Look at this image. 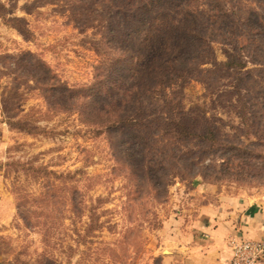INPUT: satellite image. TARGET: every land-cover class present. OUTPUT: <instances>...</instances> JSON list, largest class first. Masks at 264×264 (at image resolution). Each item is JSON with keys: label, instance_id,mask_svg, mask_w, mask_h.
Listing matches in <instances>:
<instances>
[{"label": "rangeland", "instance_id": "rangeland-1", "mask_svg": "<svg viewBox=\"0 0 264 264\" xmlns=\"http://www.w3.org/2000/svg\"><path fill=\"white\" fill-rule=\"evenodd\" d=\"M0 4L8 10L0 15L1 264H161L165 239L201 209L264 188V77L254 72L251 91L239 89L251 109L242 110L247 129L237 96L224 95L248 86L238 80L254 66L231 71L212 92L196 81L182 88L187 108L203 107L192 111L216 128L217 146L188 169L167 170L161 188L142 196L106 139L67 110L66 89L96 67L98 31L79 32L63 2ZM213 52L224 61L221 45ZM47 185L61 187L52 193L60 202L42 201Z\"/></svg>", "mask_w": 264, "mask_h": 264}, {"label": "trees", "instance_id": "trees-1", "mask_svg": "<svg viewBox=\"0 0 264 264\" xmlns=\"http://www.w3.org/2000/svg\"><path fill=\"white\" fill-rule=\"evenodd\" d=\"M53 1L65 4L79 32L99 33L90 48L99 57L96 67L88 82L66 89L67 110L106 139L118 157V172L124 169L136 194L156 192L167 170L188 169L190 158L217 146L216 128L192 111L203 107L187 108V83L212 92L231 71L254 66L238 80L248 86L239 83L235 92L224 93L237 96L239 110H251L238 95L240 88L251 91L254 72L264 77V0ZM7 12L0 4V15ZM215 45L224 50L223 62L215 59ZM240 115L247 129L246 111ZM60 188L47 185L42 201L60 202L52 194ZM90 217L96 224L97 217Z\"/></svg>", "mask_w": 264, "mask_h": 264}, {"label": "crops", "instance_id": "crops-1", "mask_svg": "<svg viewBox=\"0 0 264 264\" xmlns=\"http://www.w3.org/2000/svg\"><path fill=\"white\" fill-rule=\"evenodd\" d=\"M252 239L264 241V188L201 209L191 225L165 239L161 264H228L232 244Z\"/></svg>", "mask_w": 264, "mask_h": 264}, {"label": "built area", "instance_id": "built-area-1", "mask_svg": "<svg viewBox=\"0 0 264 264\" xmlns=\"http://www.w3.org/2000/svg\"><path fill=\"white\" fill-rule=\"evenodd\" d=\"M264 241L240 240L231 246V257L228 264H263Z\"/></svg>", "mask_w": 264, "mask_h": 264}]
</instances>
